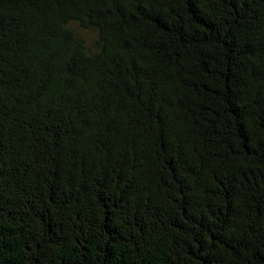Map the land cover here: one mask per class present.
Listing matches in <instances>:
<instances>
[{
	"label": "trees",
	"instance_id": "trees-1",
	"mask_svg": "<svg viewBox=\"0 0 264 264\" xmlns=\"http://www.w3.org/2000/svg\"><path fill=\"white\" fill-rule=\"evenodd\" d=\"M0 264H264V0H0Z\"/></svg>",
	"mask_w": 264,
	"mask_h": 264
},
{
	"label": "rangeland",
	"instance_id": "rangeland-1",
	"mask_svg": "<svg viewBox=\"0 0 264 264\" xmlns=\"http://www.w3.org/2000/svg\"><path fill=\"white\" fill-rule=\"evenodd\" d=\"M83 33H85L84 31H82Z\"/></svg>",
	"mask_w": 264,
	"mask_h": 264
}]
</instances>
